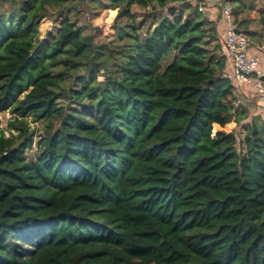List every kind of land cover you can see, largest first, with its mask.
<instances>
[{"label":"trees","instance_id":"1","mask_svg":"<svg viewBox=\"0 0 264 264\" xmlns=\"http://www.w3.org/2000/svg\"><path fill=\"white\" fill-rule=\"evenodd\" d=\"M221 40L191 0H0V264H264V117Z\"/></svg>","mask_w":264,"mask_h":264},{"label":"rangeland","instance_id":"2","mask_svg":"<svg viewBox=\"0 0 264 264\" xmlns=\"http://www.w3.org/2000/svg\"><path fill=\"white\" fill-rule=\"evenodd\" d=\"M232 5L231 1H227ZM256 4V8L250 11L246 17L249 20V26L247 27L250 32L255 33V36H252L254 40V46H260L261 34H264V23L262 22V12L264 11V0H253ZM145 11L141 8H136L133 10L135 20L129 21L127 19L119 21V24H126L130 22L131 24L138 25L141 21L145 20L142 30L146 31L149 25L154 22L153 19H145ZM151 12V11H146ZM167 13V12H166ZM117 10L114 9H100L98 13L94 16H91L89 11H86L80 20V24L84 26V32H88L94 35L95 41L97 43H105L110 40H118V36L115 30ZM156 22V20H155ZM49 29L56 31V25L53 24L51 20L44 21L41 26L42 34ZM244 30V28H243ZM261 70L264 72V56L262 57ZM103 78V77H102ZM233 82V81H232ZM235 93L238 95V98L250 104V119L252 116H263L264 117V105L259 101V98L256 95L254 87L252 85H237L234 89ZM240 90V93L238 92ZM241 97V98H240ZM65 101H63L64 103ZM11 113L9 111H4L0 113V127L5 131V134L9 136V130L7 129L8 120L11 118ZM35 126V124H33ZM227 131H237L239 138H243L245 131L241 124L237 125L235 122L230 123L225 127Z\"/></svg>","mask_w":264,"mask_h":264},{"label":"built area","instance_id":"3","mask_svg":"<svg viewBox=\"0 0 264 264\" xmlns=\"http://www.w3.org/2000/svg\"><path fill=\"white\" fill-rule=\"evenodd\" d=\"M191 1L209 20L216 24L219 19L223 20L225 27L220 49L227 65H230L232 69L228 78L235 84L252 85L259 101L264 105V72L260 67L264 56V44L255 47L252 37L236 28L232 17V5L229 2L221 3L218 15L213 17L209 13L207 2L204 0Z\"/></svg>","mask_w":264,"mask_h":264},{"label":"crops","instance_id":"4","mask_svg":"<svg viewBox=\"0 0 264 264\" xmlns=\"http://www.w3.org/2000/svg\"><path fill=\"white\" fill-rule=\"evenodd\" d=\"M205 2H207V5L209 6L208 7V10H209V13L211 15H213V17H216L219 13V8H220V4L222 2H220V0H204ZM220 18V17H219ZM217 24H218V29H219V32L220 34H222L224 31V27H225V23L223 22V20L219 19V21H217ZM231 66L230 65H227L226 67V76L228 77V74L231 73ZM236 85V84H235ZM237 85H244V84H237ZM238 92L240 93V90H238Z\"/></svg>","mask_w":264,"mask_h":264}]
</instances>
